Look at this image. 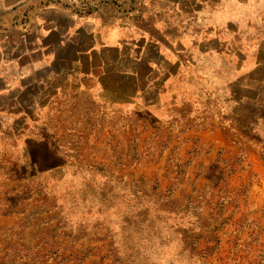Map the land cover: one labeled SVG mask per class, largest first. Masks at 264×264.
Returning a JSON list of instances; mask_svg holds the SVG:
<instances>
[{
  "label": "rangeland",
  "instance_id": "obj_1",
  "mask_svg": "<svg viewBox=\"0 0 264 264\" xmlns=\"http://www.w3.org/2000/svg\"><path fill=\"white\" fill-rule=\"evenodd\" d=\"M172 84L183 111L177 93L169 109L115 110L0 84V214L28 212L32 241L75 264H264V95L226 125L193 82Z\"/></svg>",
  "mask_w": 264,
  "mask_h": 264
},
{
  "label": "crops",
  "instance_id": "obj_2",
  "mask_svg": "<svg viewBox=\"0 0 264 264\" xmlns=\"http://www.w3.org/2000/svg\"><path fill=\"white\" fill-rule=\"evenodd\" d=\"M72 1L0 0L2 90L85 95L115 110L169 109L177 93L183 111L189 92L172 81L187 80L226 125L264 95V0H120L125 12L83 17ZM27 215L0 214V264H75L32 241Z\"/></svg>",
  "mask_w": 264,
  "mask_h": 264
},
{
  "label": "trees",
  "instance_id": "obj_3",
  "mask_svg": "<svg viewBox=\"0 0 264 264\" xmlns=\"http://www.w3.org/2000/svg\"><path fill=\"white\" fill-rule=\"evenodd\" d=\"M125 11H126L125 8H123V9H122V12H125Z\"/></svg>",
  "mask_w": 264,
  "mask_h": 264
}]
</instances>
